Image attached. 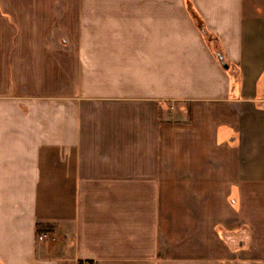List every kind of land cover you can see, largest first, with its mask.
Returning a JSON list of instances; mask_svg holds the SVG:
<instances>
[{"label": "crops", "instance_id": "1", "mask_svg": "<svg viewBox=\"0 0 264 264\" xmlns=\"http://www.w3.org/2000/svg\"><path fill=\"white\" fill-rule=\"evenodd\" d=\"M90 262L264 264V0H0V264Z\"/></svg>", "mask_w": 264, "mask_h": 264}, {"label": "trees", "instance_id": "2", "mask_svg": "<svg viewBox=\"0 0 264 264\" xmlns=\"http://www.w3.org/2000/svg\"><path fill=\"white\" fill-rule=\"evenodd\" d=\"M191 13H192V16L194 17L198 27L201 29V32H202L206 42L208 43V45L211 48L214 55L219 60V55L224 56L223 46L221 44V41L219 40V37L217 36V34L210 32L209 30L206 29L202 18L193 9H191ZM53 227H54V225H52V224L39 223L38 224V232L45 231V230L50 231V230H53Z\"/></svg>", "mask_w": 264, "mask_h": 264}, {"label": "rangeland", "instance_id": "3", "mask_svg": "<svg viewBox=\"0 0 264 264\" xmlns=\"http://www.w3.org/2000/svg\"><path fill=\"white\" fill-rule=\"evenodd\" d=\"M245 228L243 229V227H242L239 231H236V232L232 233V236H231V233L229 234L228 231H224L223 230L221 232V236L226 241L231 242L232 245L235 246V247H239V243H240L241 240L244 243L242 247H248L251 244V236H250L249 231L247 230L248 228L247 227H245ZM245 231H246V233H245ZM50 234L52 235V237H49V238L55 240L56 237L53 235V233L50 232ZM245 234L249 235V237L248 238H245L244 237Z\"/></svg>", "mask_w": 264, "mask_h": 264}, {"label": "built area", "instance_id": "4", "mask_svg": "<svg viewBox=\"0 0 264 264\" xmlns=\"http://www.w3.org/2000/svg\"><path fill=\"white\" fill-rule=\"evenodd\" d=\"M49 237H52V235L50 234V232L48 231H44V232H41L39 235H38V239L39 240H44V239H47ZM89 264H95L94 262H90Z\"/></svg>", "mask_w": 264, "mask_h": 264}, {"label": "water", "instance_id": "5", "mask_svg": "<svg viewBox=\"0 0 264 264\" xmlns=\"http://www.w3.org/2000/svg\"><path fill=\"white\" fill-rule=\"evenodd\" d=\"M219 60H220V62L223 65L224 68H228L229 67V64L227 63V61L225 60L223 55H219Z\"/></svg>", "mask_w": 264, "mask_h": 264}]
</instances>
